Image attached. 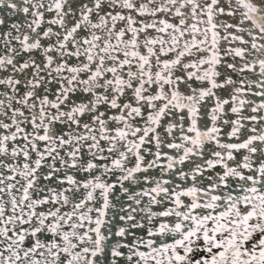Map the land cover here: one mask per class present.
Masks as SVG:
<instances>
[{
    "label": "snow or ice",
    "instance_id": "1",
    "mask_svg": "<svg viewBox=\"0 0 264 264\" xmlns=\"http://www.w3.org/2000/svg\"><path fill=\"white\" fill-rule=\"evenodd\" d=\"M0 264H264V0H0Z\"/></svg>",
    "mask_w": 264,
    "mask_h": 264
}]
</instances>
